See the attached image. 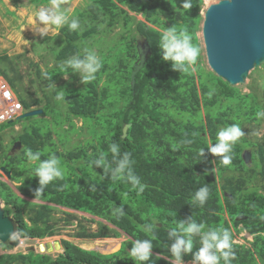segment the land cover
<instances>
[{
	"label": "trees",
	"instance_id": "16d2710c",
	"mask_svg": "<svg viewBox=\"0 0 264 264\" xmlns=\"http://www.w3.org/2000/svg\"><path fill=\"white\" fill-rule=\"evenodd\" d=\"M31 2L41 5L50 0ZM181 3L182 0H87L82 9L75 8L73 17L79 19L82 30L70 31L64 26L59 29L57 44L46 45L56 64L43 71L38 63L30 62L36 77L31 82L40 81L43 100L25 91L21 83L23 75L13 59L6 53L0 54V75L16 92L24 111L44 101L41 109L46 114L51 98L62 89L68 115L54 122L68 120L69 128L73 129L72 119L80 118L91 134L84 144L59 152L49 129L40 132L37 127L23 128L11 140L20 141L21 149L9 153L1 132L13 121L0 123V168L11 171V180L20 183L22 195L35 199L33 190L39 187L34 171L39 161H28L26 149L39 151L40 160L54 154L59 166L66 168L62 169V178L52 181L37 198L51 205L28 202L0 181V198L6 203L3 209L13 217L18 235L22 238L56 235L59 218L54 217L57 208L52 206L56 205L103 220L95 231L84 228L78 221L80 230L75 237L116 238L120 231L128 237L117 251L108 254L63 239V252L56 256L31 249L27 253L1 254L0 264H135L128 257L131 242L151 239V234L143 230L151 222H157L153 256L145 264H171L172 241L167 233L187 217L204 223L205 230H230L233 226L238 232L246 231L252 235V248L234 242L236 256L232 264H264V220L261 219L264 132L260 137L255 134L264 124V119L256 117L257 112L264 111V64L250 72L252 80L246 92L207 69L202 64L198 36L204 0H191L192 8L188 11L181 8ZM168 27H174L177 32L186 29L193 45L200 50L193 65L195 70L191 66L187 72L173 71L171 62L162 59L159 38ZM115 28L119 30L110 36ZM141 37L148 41L151 54L132 86L131 72L138 59L136 42ZM96 39L104 40L105 44L98 52L103 67L96 78L79 87H71L66 81L56 89L49 88L50 83L64 75L60 65L74 55L82 56L84 47L91 46ZM233 123L239 124L245 135L234 145L232 163L224 167L207 147L216 143L220 129ZM125 124L130 126L123 137ZM111 143L119 144L121 154L131 153L133 171L147 185L142 193L126 179L111 180L103 168L93 165L103 153L106 167H115L109 151ZM201 148H205V158L199 155ZM246 149L251 153L249 162L242 157ZM93 184L95 191L90 190ZM204 185L210 189L209 199L203 206L193 204L192 196ZM118 206H123L125 213L119 218L113 215V209ZM64 213L65 221L75 217L71 212ZM238 216L244 217L237 219ZM192 240L195 252L200 247L199 237L193 236ZM3 245L11 247L9 242ZM183 261L193 262L192 253L186 254Z\"/></svg>",
	"mask_w": 264,
	"mask_h": 264
},
{
	"label": "clouds",
	"instance_id": "9594fccd",
	"mask_svg": "<svg viewBox=\"0 0 264 264\" xmlns=\"http://www.w3.org/2000/svg\"><path fill=\"white\" fill-rule=\"evenodd\" d=\"M65 3L66 0H50L48 6L36 11L34 14L35 23L32 25L34 32L41 37L49 36L50 34L59 35L58 30L64 26H67L70 31H77L80 28V21L71 16L70 11L64 7ZM181 8L185 11L190 10L192 8L191 0H182ZM159 47L162 49V59L166 62H171L173 71L187 72L192 65L197 63L200 54V50L193 45L191 36L186 29L177 32L174 27H168L160 34ZM60 67L66 78L69 72L77 73L80 76L81 83L86 84L96 78V74L103 67V61L94 50L85 48L82 56L79 54L74 55ZM43 75L50 80L46 72ZM48 87L51 89L57 88L54 83H50ZM65 97L64 91L61 90L57 91L54 99L64 101L66 100ZM256 117L257 119H264V111L257 112ZM244 135L245 132L239 124L227 125L217 132L216 143L209 144L207 150L213 156L219 157L221 166L227 167L232 163L234 145ZM186 143H191V141H186ZM109 151L112 154L115 167L110 169L106 167V158L103 153L93 161V165L103 168L111 180L126 179L133 188L142 193L147 185L142 183L140 178L134 173L131 153L124 152L121 154L120 146L117 143H111ZM25 155L30 162L39 161L38 166L34 169L39 184V187L33 190L35 199H37L44 194V189L52 181L62 178L63 171L59 166L58 158L54 154L49 159L40 160L41 153L39 151L33 152L29 148L25 150ZM199 155L205 158V148L199 150ZM90 190H96L94 184L90 186ZM209 196L210 189L208 186H201L192 196V203L203 206ZM113 215L117 218L124 216L123 206L115 207ZM261 219L264 220V216H261ZM156 226L157 222H151L143 226V230L151 234V239H137L131 242L132 247L128 257L134 260L135 264L136 262L145 264V262L151 261ZM193 236H198L200 243V247L195 252H193ZM167 237L172 241L169 248L173 257V260L170 261L171 264H183V258L188 253H192L193 264H220L221 260H223V264H232L236 256L233 248V235L229 229L209 228L205 230L204 223H198L191 217L179 221L176 228L168 231ZM160 258L157 257V259Z\"/></svg>",
	"mask_w": 264,
	"mask_h": 264
},
{
	"label": "rangeland",
	"instance_id": "374dc122",
	"mask_svg": "<svg viewBox=\"0 0 264 264\" xmlns=\"http://www.w3.org/2000/svg\"><path fill=\"white\" fill-rule=\"evenodd\" d=\"M219 1L220 0H212L211 3H216ZM86 2L87 0H66L64 7L70 11L71 16H74V9H82ZM49 4L50 3L34 5L31 0H0V54L6 53L10 58L13 59L21 74L23 75L21 83L22 86L25 88V91L30 93L32 97L38 98L42 97V90L40 89L39 80L31 82V79L36 77L34 76V67L30 66V62L32 61L33 63H38L43 71L46 68L54 66L56 63L53 53L49 49L45 48L47 44L56 45L58 39L57 35L55 34H50L49 36L41 37L38 33L34 32L32 25L35 23V12L42 7L48 6ZM206 7L207 6L205 5V3H203L201 14ZM137 17L140 18V15H138ZM85 21L86 20H84L82 24ZM201 26L202 22L200 24V28ZM79 29L82 30L81 27ZM118 30L119 28H115L110 33V36H112ZM198 36L202 48V64L210 70V67L207 63V57L205 54V49L202 40V28L198 32ZM89 41H92V39L89 38ZM103 42L104 40L102 39H99V41L98 39H96L91 46L87 45V47L85 46L84 49L88 48L94 50L99 56L98 52L100 48H104L105 46ZM193 69L195 70L194 66ZM251 80L252 78L249 75L246 78L245 82L238 84L237 86L240 87L243 92L249 91L248 87L251 83ZM66 81L71 87H79L83 84L81 83L80 76L77 73H69L67 78L63 75L61 79L59 81L54 82V84L57 86ZM61 90L62 89H60L59 91ZM43 102L44 101H41L38 106H32L31 109H41ZM45 113L46 114H44V112H41L39 114L24 117L21 119H15L13 123H9V125L2 130L1 134L3 136V143L4 145H6V147H8L9 153L18 152L21 149L20 146L12 150V146L14 143H12L11 140H13V138L17 136L23 128L30 129L37 127L41 129L40 132H44L45 130L49 129L51 132V139L55 143V146L57 147V150L59 152H64L69 148H73L77 144H84L86 140L91 138V134L89 133V130L87 128V124L84 123L80 118L72 119L75 125L73 129L69 128L68 120H62L59 123L54 122L55 119H65L64 117L68 115L64 101H57L54 99V97H52L49 110L45 111ZM263 132L264 124L258 130H255V134L259 137L263 134ZM60 168L64 169V171L66 169L64 166H60ZM0 181L6 182L11 188V190L14 192V194L20 196L28 202L46 203L51 205V203L49 202H43L38 199H31L22 195L18 188L20 183L11 180V178H7L6 174L1 171V169ZM0 202L1 206L4 208L6 203L2 199ZM52 206H55L57 208L54 217L59 218V223L57 225L59 229L56 235L45 238L21 237V242H23L20 243L18 246H11L10 248H6L3 245L6 244V242L0 241V255L4 253L17 252L27 253L31 249L39 253L40 246L45 245L46 242H54L57 240L61 243V240L63 239L72 241L73 243L80 245L82 248L108 254L117 251L120 247L121 242L128 238L127 235L124 234L122 231H120V236L116 238L107 237L97 239H85L75 237L74 234L80 230L79 226L77 225L78 221L82 223L84 228L91 231H95L98 229V222L103 220L82 211L70 210L62 206ZM64 211L71 212V214H73L75 217L69 222L63 220V218L66 216ZM230 231L233 234L234 242L252 248V235L248 234L244 230L238 232L233 228V226H231ZM15 235H18V233ZM58 253V250H54L51 255L56 256ZM183 264H193V262L183 261Z\"/></svg>",
	"mask_w": 264,
	"mask_h": 264
},
{
	"label": "water",
	"instance_id": "95a60500",
	"mask_svg": "<svg viewBox=\"0 0 264 264\" xmlns=\"http://www.w3.org/2000/svg\"><path fill=\"white\" fill-rule=\"evenodd\" d=\"M202 16V40L210 70L233 86L245 82L253 69L264 64V0H220L207 6ZM136 48L138 59L131 72L132 86L135 84L136 74L151 54L150 45L144 37L137 40ZM41 112L42 109L32 108L19 114L16 119ZM129 126L130 124L123 126V137L127 135ZM20 146L21 142L15 141L12 150ZM242 157L245 162H249L250 151L244 150ZM0 169L7 178H11V171L4 167ZM243 217L238 216L237 219ZM15 234L14 219L5 214L0 202V241L18 246L21 237ZM54 250L63 252L62 245L57 240L46 242L39 253L51 254Z\"/></svg>",
	"mask_w": 264,
	"mask_h": 264
},
{
	"label": "built area",
	"instance_id": "2783aa9c",
	"mask_svg": "<svg viewBox=\"0 0 264 264\" xmlns=\"http://www.w3.org/2000/svg\"><path fill=\"white\" fill-rule=\"evenodd\" d=\"M23 106L5 77L0 75V123L15 119Z\"/></svg>",
	"mask_w": 264,
	"mask_h": 264
},
{
	"label": "bare ground",
	"instance_id": "6f19581e",
	"mask_svg": "<svg viewBox=\"0 0 264 264\" xmlns=\"http://www.w3.org/2000/svg\"><path fill=\"white\" fill-rule=\"evenodd\" d=\"M211 1H212V0H204V3H205L206 6H209V5L211 4ZM22 242H23V241H22ZM22 242H21V243H22ZM40 248H42V246H40Z\"/></svg>",
	"mask_w": 264,
	"mask_h": 264
}]
</instances>
